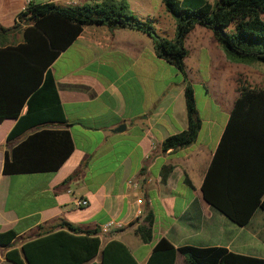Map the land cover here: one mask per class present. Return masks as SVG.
<instances>
[{"label": "crops", "instance_id": "1", "mask_svg": "<svg viewBox=\"0 0 264 264\" xmlns=\"http://www.w3.org/2000/svg\"><path fill=\"white\" fill-rule=\"evenodd\" d=\"M102 1L0 0V27L20 26L0 41L7 39L14 46L23 43L24 25L18 18L28 6L81 7ZM115 1H126L131 12L160 37L175 38L174 20L162 0ZM184 47L189 80H199L194 71L199 66L205 65L204 71L211 73V64H238L227 60L212 32L200 25L186 36ZM164 63L151 37L141 31L85 26L50 67L66 125L39 126L7 140L16 120H0V234H15L9 245H0V264H14L5 257L8 251L61 230V222L97 230L101 248L110 241L122 243L137 264L147 263L160 239L174 248L220 247L264 260V210H256L248 224L239 227L208 205L201 192L233 104L216 138L210 125L208 140H198L201 121L193 144L163 152L162 142L187 128L182 80L159 90V69ZM201 84L211 96L208 84ZM25 111L24 106L21 115ZM42 129L70 134L73 150L60 167L54 172L4 174L6 153ZM44 145L29 146L23 158L57 160L61 150L48 156ZM165 168L170 172L163 180ZM131 180L136 188L128 185ZM74 199L87 205L78 207ZM148 212L154 216L153 233L152 240L144 243L135 230ZM105 224L111 226L102 234ZM174 264H184L183 256L176 255Z\"/></svg>", "mask_w": 264, "mask_h": 264}, {"label": "trees", "instance_id": "2", "mask_svg": "<svg viewBox=\"0 0 264 264\" xmlns=\"http://www.w3.org/2000/svg\"><path fill=\"white\" fill-rule=\"evenodd\" d=\"M162 4L175 23L173 40L160 37L150 24L138 19L126 1L103 0L81 7L49 3L28 6L18 18L24 25L23 43L14 46L7 39L0 41V120H16L7 140L39 126L66 125L50 67L81 34L83 27L102 25L112 29L132 28L147 34L156 55L180 74L187 128L166 138L161 149L166 152L193 144L201 120L185 69L188 52L184 40L195 25H200L212 32L230 62L264 65V0L213 3L162 0ZM18 27V24L9 29L0 27V39ZM238 94L201 192L208 205L243 227L256 210H264V90L240 87ZM24 106L26 111L21 115ZM42 142L47 144L43 149L48 156L61 150L57 160L23 158L29 146ZM72 150L67 130L42 129L19 143L10 154L6 153L3 172L6 175L54 172ZM169 172L170 168L163 170V180ZM185 182L190 185L187 179ZM153 223L154 216L148 212L137 226L135 233L142 242L152 240ZM61 227L24 243L19 249H11L6 259L14 264H137L118 241H110L101 248L97 230H81L67 222H61ZM14 238L13 232L0 234V245H9ZM176 255L183 256L184 264H264L263 259L232 254L220 247L174 248L165 239L156 243L146 264H174Z\"/></svg>", "mask_w": 264, "mask_h": 264}, {"label": "rangeland", "instance_id": "3", "mask_svg": "<svg viewBox=\"0 0 264 264\" xmlns=\"http://www.w3.org/2000/svg\"><path fill=\"white\" fill-rule=\"evenodd\" d=\"M196 69L197 71L194 70L197 72L195 79L199 78V80L197 82L195 80L189 81L193 87L196 108L199 118L202 121V130L198 140L206 142L208 140V131L206 128L211 125L214 128L212 133L213 138H216L226 123L228 108L232 106L238 97L240 87L264 90V65L258 63L251 65L238 63L236 65L229 64L226 66L223 64H211V73L204 71L205 65L199 66ZM230 70H232L231 74L228 73ZM174 75H177V77ZM178 80H182V78L172 66L164 63L160 67V92L166 84L176 83ZM203 81L208 84L207 86L210 88L211 96L206 95L205 88L201 84Z\"/></svg>", "mask_w": 264, "mask_h": 264}, {"label": "built area", "instance_id": "4", "mask_svg": "<svg viewBox=\"0 0 264 264\" xmlns=\"http://www.w3.org/2000/svg\"><path fill=\"white\" fill-rule=\"evenodd\" d=\"M25 11V10H24ZM128 185L132 188L137 187V183L134 180L128 181ZM74 204L78 207H85L87 205V201L85 200H80V199H74ZM111 224H105L101 228V233L105 234L109 231Z\"/></svg>", "mask_w": 264, "mask_h": 264}]
</instances>
